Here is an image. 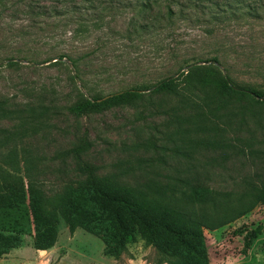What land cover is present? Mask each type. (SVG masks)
Segmentation results:
<instances>
[{
  "label": "rangeland",
  "instance_id": "1",
  "mask_svg": "<svg viewBox=\"0 0 264 264\" xmlns=\"http://www.w3.org/2000/svg\"><path fill=\"white\" fill-rule=\"evenodd\" d=\"M151 2L143 11L139 0H0V96L23 115L0 120L7 134L19 133L0 136V164L28 166L48 192L93 174L139 187L170 182L228 193L232 210H252L206 229L211 264H264V203L257 201L264 193V103L233 98L204 130L178 119L217 106L210 88L185 91L190 63L199 66L194 75L264 92V0ZM10 57L17 63L9 65ZM169 76L181 81L178 93L146 90L100 111L71 110L87 97ZM201 139L231 146L207 147ZM33 238L26 233L0 264H156V248L142 238L119 256L64 222L53 247L36 249Z\"/></svg>",
  "mask_w": 264,
  "mask_h": 264
},
{
  "label": "trees",
  "instance_id": "2",
  "mask_svg": "<svg viewBox=\"0 0 264 264\" xmlns=\"http://www.w3.org/2000/svg\"><path fill=\"white\" fill-rule=\"evenodd\" d=\"M151 5V0H139L143 11H148ZM64 57L60 55L59 59ZM212 60L218 61V58ZM15 63V58L10 57L8 64ZM196 64H187L185 91L210 88V98L217 106L178 118L182 124H190L188 129L214 128L212 117L227 108L233 98L264 103V92L238 85L230 78L217 80L210 75H194L199 68ZM209 67L219 69L214 64ZM180 82L177 76H169L151 86L127 88L105 97H87L71 106V110L77 115L100 111L125 103L146 90L178 93ZM181 98L183 102L189 101L185 95ZM10 100L0 96V120H22V110L14 108ZM6 132L0 126V136L6 140L19 135ZM198 143L213 148L231 146L224 139H201ZM177 153L183 152L179 148ZM5 163L9 166L0 164V258L21 246L26 233L33 234L36 249L53 247L64 222L72 233L83 228L100 237L109 255L119 256L129 243L142 238L156 248V264H211L206 229L220 228L252 210L235 212L228 193L209 188L183 189L170 182H151L139 187L111 175L92 174L80 185L69 184L61 191L48 192L38 186L28 166L20 168L14 159ZM174 180L184 181L178 177ZM257 201L264 203V193L258 194Z\"/></svg>",
  "mask_w": 264,
  "mask_h": 264
},
{
  "label": "water",
  "instance_id": "3",
  "mask_svg": "<svg viewBox=\"0 0 264 264\" xmlns=\"http://www.w3.org/2000/svg\"><path fill=\"white\" fill-rule=\"evenodd\" d=\"M54 60V59H53ZM214 63H217V61H214ZM70 65H71V67H72V69H73V71H75V69H74V66H73V64L70 62ZM77 78V77H76ZM78 80V79H77Z\"/></svg>",
  "mask_w": 264,
  "mask_h": 264
}]
</instances>
